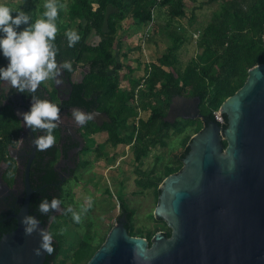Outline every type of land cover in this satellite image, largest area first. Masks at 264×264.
Listing matches in <instances>:
<instances>
[{"label": "trees", "instance_id": "16d2710c", "mask_svg": "<svg viewBox=\"0 0 264 264\" xmlns=\"http://www.w3.org/2000/svg\"><path fill=\"white\" fill-rule=\"evenodd\" d=\"M150 0H72L69 14L72 21L77 25V31L81 39L73 47H69L65 32L67 28L59 19L62 17L60 9L57 18L58 32L55 43L59 47L57 59H70L75 71L85 61L91 66V70L82 81L75 82L72 75L75 71L65 70L62 74V83L57 84L52 79L53 90L46 91L54 98L58 93L64 98V103L92 109L106 111L111 116V121L103 126H97V131L108 133V141L113 145L122 143H134V153L137 162L149 152L152 146L165 145L163 135L170 129L184 132L189 126L195 125L196 132L200 131L210 120L217 121L223 128L228 126V116L224 114L225 121L219 122L214 114L220 109L222 103L233 95L244 85L249 75V70L257 64L264 63V0H251L249 6L232 1L223 7L221 12L213 15L206 26L201 39L202 53L188 64L183 73L168 71L166 67L178 62V51L184 36L172 32L174 44L168 47L157 62L148 64L153 69L151 82L142 93L147 95L157 87V94L163 95L162 106H156L151 110L147 119L141 118L138 127L130 134H124L128 119L136 117V107L133 105L136 89L139 82L132 79L131 73L122 74L116 67L118 61L113 53L112 46L117 40L119 22L128 14L140 23L150 21L153 10ZM163 3L171 4L173 16L184 15V0H163ZM115 8L109 15V7ZM15 14V13H13ZM107 24L108 30H105ZM95 32L100 37L96 43L88 41L89 36ZM7 58L0 55V64H6ZM131 71L130 65L124 64ZM122 68V67H121ZM123 76H130V86L122 88ZM2 81H0L1 84ZM186 99L196 101L199 99L201 112L205 120L198 118H183V120L172 121L170 109L179 106ZM204 123V125H203ZM23 126L14 113L11 106L4 107L0 101V162L10 160V148L17 144L21 136ZM87 133H91L87 127ZM94 130V131H96ZM195 132V133H196ZM192 136L184 140V150L178 154L179 166L168 165L165 169V178L182 169L183 160L190 152ZM227 142L224 141V146ZM87 147L85 148V150ZM49 159L47 154L39 150L36 161H34L30 179L34 189L30 213L36 215L44 225L55 226L56 219L53 218L56 209L50 213L38 211L39 202L42 198L51 200L63 197L64 182H58L55 172L56 155L53 153ZM9 167H13L10 163ZM143 188L154 187L157 194L161 193L160 183L153 180L140 181ZM121 214H126V227L128 232L137 236L134 226V211L129 208L125 198L118 196ZM19 209V208H18ZM68 209V208H67ZM66 209V210H67ZM68 213V212H67ZM66 213V214H67ZM158 220L166 221L157 217ZM17 226V219L9 226L0 227V239ZM163 230L167 237L171 236V230ZM147 237L152 238L151 233ZM152 242V241H150ZM54 251L48 253L45 264H56L61 254L67 255V249L63 246L61 236L53 240ZM102 245V244H101ZM95 246L88 237L83 239L77 248L73 250L72 264H87L94 253L101 247ZM65 259L60 264H67Z\"/></svg>", "mask_w": 264, "mask_h": 264}, {"label": "water", "instance_id": "95a60500", "mask_svg": "<svg viewBox=\"0 0 264 264\" xmlns=\"http://www.w3.org/2000/svg\"><path fill=\"white\" fill-rule=\"evenodd\" d=\"M177 107L170 109L172 121L178 116L205 120L199 105L183 113H176ZM26 110L15 108L14 113L34 137L23 123ZM220 111L228 116V126L208 121L193 135L182 169L160 185L154 214L167 222L171 236L159 231L152 243L133 236L124 213L87 264H264V63L249 70L244 85ZM100 113L95 112L93 120ZM101 114L111 120L108 113ZM35 154L36 145L25 171L26 194L15 214L17 226L0 239V264H45L47 259L48 253L37 254L35 249L41 240L39 228L50 225L40 221L38 229L27 234L21 222L30 212Z\"/></svg>", "mask_w": 264, "mask_h": 264}, {"label": "rangeland", "instance_id": "374dc122", "mask_svg": "<svg viewBox=\"0 0 264 264\" xmlns=\"http://www.w3.org/2000/svg\"><path fill=\"white\" fill-rule=\"evenodd\" d=\"M232 1L240 2L245 6H249L251 2V0H184V15L173 16L171 4L163 3V0H150L153 10L150 21L140 23L128 14L119 22L117 40L112 46L118 61L116 68L122 74L131 73L132 79L139 82L133 101L136 117L128 119L124 134L132 133L138 127L141 118L147 119L154 107L163 104L164 97L156 93L157 87L147 95H144L142 91L148 88L153 76L152 67L149 68L147 65L157 62L166 49L174 44L171 33L177 32L184 36V39L177 54L178 62L166 69L180 74L202 53V34L213 15L221 12L223 7ZM71 2L72 0H59V3L63 5L62 17L59 21L67 29L77 30V25L69 14ZM9 3L39 14L43 11L44 0H9ZM114 10L115 8L110 6L107 14ZM22 27L24 25H21ZM105 30H108L107 24H105ZM99 40L100 37L95 32L88 38L91 43ZM83 64H86L85 61ZM124 64L130 65L132 70L129 71L127 67H123ZM43 83L52 91V79ZM129 86L130 76L126 78L123 76L122 88ZM183 118L178 116L176 120L182 121ZM197 125L198 123L187 127L184 132L170 129L163 135L166 144L158 143L152 146L140 162L135 159L134 143L113 145L107 139V132L96 130L86 133L83 131L87 140V149L80 154L79 168L63 186L62 203L53 217L57 225L51 226L53 219L49 224L54 240L57 236H61L63 246L68 250L66 256L64 254L59 256L56 264H60L62 259H65L67 264H72L73 250L83 239L89 237L95 246L105 242L121 215L119 195L125 198L129 208L134 211L137 236L147 238L151 233L152 238L147 239L152 241L157 232L163 231L161 229L172 231L167 222L155 217L154 211L158 203L156 188H143L140 181L153 180L161 185L165 179L166 167L180 165L177 156L184 150L185 138L193 137L195 134ZM88 196L93 197V206L81 207L88 202ZM69 207L73 211L80 212V222L74 220L72 213L66 210Z\"/></svg>", "mask_w": 264, "mask_h": 264}, {"label": "clouds", "instance_id": "9594fccd", "mask_svg": "<svg viewBox=\"0 0 264 264\" xmlns=\"http://www.w3.org/2000/svg\"><path fill=\"white\" fill-rule=\"evenodd\" d=\"M62 7L59 0H44L43 11L37 14L9 3V0H0V55L7 58L6 64H0V81L6 82L20 92L31 94V105L21 115L24 125L31 128L34 133L43 130L33 137V143L41 150L50 147L56 141L54 130L61 123V109L58 103L41 96L37 90L42 82L50 79L61 84L65 70L75 71L72 60L57 59L59 52V47L55 43L58 32L57 18ZM21 25L24 27L21 28ZM65 36L69 47L75 46L81 39L80 33L71 28L66 30ZM8 90L9 88L0 87V101L4 99ZM71 111L76 125H84L95 116V112L79 107H73ZM87 201L81 207L93 206V197L88 196ZM61 203L58 197L51 200L42 198L38 211L50 213L53 209H59ZM67 211L72 213L74 220L81 221L79 211H73L71 207ZM21 222L25 233L31 234L38 229L40 219L29 212L22 216ZM39 231L41 240L35 252L52 253L53 233L48 228H39Z\"/></svg>", "mask_w": 264, "mask_h": 264}, {"label": "flooded vegetation", "instance_id": "af4514ba", "mask_svg": "<svg viewBox=\"0 0 264 264\" xmlns=\"http://www.w3.org/2000/svg\"><path fill=\"white\" fill-rule=\"evenodd\" d=\"M90 70L91 66L89 64H82L73 73V81H82ZM42 84L45 86L43 82ZM42 84L37 90L38 94L55 101L61 109V123L57 129L54 130L56 141L53 145L43 149L42 151L47 154V159L52 157L51 155L53 153L56 155L57 160L55 162V172L59 179L58 182L65 183L79 168L80 154L87 147V140L84 134V132L87 133V127H90V130L95 132L94 130H96V125L103 126L111 120H105L103 114L101 113L106 111L94 108L92 104L91 110L80 106L65 104L64 98L61 97L60 93L57 95L58 98H54L50 92L45 90L46 87L44 88ZM0 87L3 89L9 88L4 99L1 101L4 107L11 106L13 109L27 107L29 109L31 105L30 93L20 92L14 87L9 86L6 82H1ZM198 105L199 104L194 100L185 101L177 107L176 113H183L184 111L188 112L189 110L195 109ZM73 107H79L86 111H99L101 113L96 114V120H90L84 125H76L72 118L71 110ZM108 116L111 119L109 114ZM42 131L43 130L37 131L33 133V135H39ZM83 142V148L80 149L81 143ZM11 148L13 149L10 151V160L1 162L2 166L0 167V227L9 226L14 223V220H16L15 214L18 213L22 207L26 194L25 171L30 160V156L35 150L32 134L23 127L17 144ZM39 150L41 149L36 146V154L31 167L34 161H36ZM10 163L13 164V167H9ZM75 165L76 167L74 168Z\"/></svg>", "mask_w": 264, "mask_h": 264}, {"label": "built area", "instance_id": "2783aa9c", "mask_svg": "<svg viewBox=\"0 0 264 264\" xmlns=\"http://www.w3.org/2000/svg\"><path fill=\"white\" fill-rule=\"evenodd\" d=\"M214 114H215L216 119H217L219 122L223 123V122L225 121V118H224V116L222 115L220 109L215 110V111H214Z\"/></svg>", "mask_w": 264, "mask_h": 264}]
</instances>
